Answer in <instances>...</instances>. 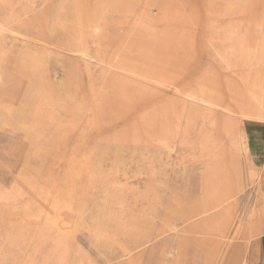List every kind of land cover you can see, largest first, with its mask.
Returning <instances> with one entry per match:
<instances>
[{
	"label": "rangeland",
	"instance_id": "obj_1",
	"mask_svg": "<svg viewBox=\"0 0 264 264\" xmlns=\"http://www.w3.org/2000/svg\"><path fill=\"white\" fill-rule=\"evenodd\" d=\"M248 136L264 0H0V264H264Z\"/></svg>",
	"mask_w": 264,
	"mask_h": 264
},
{
	"label": "crops",
	"instance_id": "obj_2",
	"mask_svg": "<svg viewBox=\"0 0 264 264\" xmlns=\"http://www.w3.org/2000/svg\"><path fill=\"white\" fill-rule=\"evenodd\" d=\"M248 138H250V141L248 140V144L250 145L248 148L249 160H251L255 167H261V165L264 163V137L259 139L257 137L248 136ZM258 233H260V231Z\"/></svg>",
	"mask_w": 264,
	"mask_h": 264
}]
</instances>
